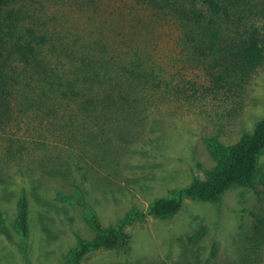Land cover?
<instances>
[{
  "label": "rangeland",
  "instance_id": "1",
  "mask_svg": "<svg viewBox=\"0 0 264 264\" xmlns=\"http://www.w3.org/2000/svg\"><path fill=\"white\" fill-rule=\"evenodd\" d=\"M187 3H15L19 35L46 38L42 51L57 75L72 76V64L86 58L109 62L99 69L109 83L121 66L150 80L127 86L126 109L109 126L98 121L103 129L78 116L75 104L40 103L35 92L16 103L18 116L0 132V264H72L78 240L94 236L91 213L107 227L131 207L145 212L153 200L205 178L216 164L213 151L264 121V58L244 77L215 56H199L179 17ZM263 7L264 0L239 5L240 27L264 33V16L256 15ZM257 163L252 186H233L216 201L184 199L171 217L127 225L128 249L95 250L80 264H264V241L253 230L264 219V151ZM21 197L26 238L18 229Z\"/></svg>",
  "mask_w": 264,
  "mask_h": 264
},
{
  "label": "trees",
  "instance_id": "2",
  "mask_svg": "<svg viewBox=\"0 0 264 264\" xmlns=\"http://www.w3.org/2000/svg\"><path fill=\"white\" fill-rule=\"evenodd\" d=\"M17 1L0 0V132H4L18 116L15 114L16 103L27 101V91L35 92L40 103L75 104L80 111L78 116L99 127L98 121L109 126L110 120L126 109L125 103L131 100L127 86L135 82L149 83L147 72L136 74L125 66L120 67L114 82L109 83L111 80L108 81L105 74L101 76L99 71L103 63L109 62H91L86 58L72 64V76L57 75L42 51L46 38L36 36L32 31L19 35L21 13L13 8ZM187 2L186 11L181 8L179 17L185 24V37L192 48L199 56H215L221 62L219 66L233 67L248 77L264 58V33L254 27H240L241 18L236 17V11L246 0ZM256 15L264 16V7ZM18 96H22L20 101ZM263 151L264 121H261L252 133L244 134L235 145L213 151L216 164L206 172L205 178L195 177L172 196L153 200L145 212L131 207L114 225L107 227L96 214L91 213L89 224L94 236L89 240H78L72 252V264H80L86 254L95 250L128 249L130 238L125 232L127 225L148 216L171 217L180 211L184 199L216 201L233 186H252L258 176V157ZM262 180L264 183V177ZM18 208V229L26 238L28 205L24 197H21ZM253 230L264 241V219L258 218ZM198 239V236L193 237L195 241Z\"/></svg>",
  "mask_w": 264,
  "mask_h": 264
}]
</instances>
